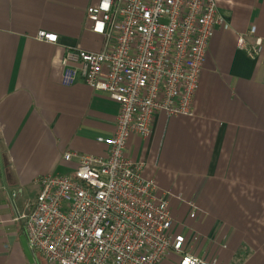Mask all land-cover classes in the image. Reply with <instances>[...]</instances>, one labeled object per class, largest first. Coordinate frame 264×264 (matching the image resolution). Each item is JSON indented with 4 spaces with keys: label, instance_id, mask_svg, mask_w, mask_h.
I'll list each match as a JSON object with an SVG mask.
<instances>
[{
    "label": "crops",
    "instance_id": "obj_1",
    "mask_svg": "<svg viewBox=\"0 0 264 264\" xmlns=\"http://www.w3.org/2000/svg\"><path fill=\"white\" fill-rule=\"evenodd\" d=\"M216 2L228 27L216 25L208 42L193 115L157 113L150 135L129 136L125 155L171 193L185 252L216 264H264V0ZM95 3L0 0V264H29L9 193L27 213L38 176L74 168L64 152L107 154L97 138L113 134L118 104L82 80L64 85L60 63L68 47L101 49L86 19ZM251 26L262 39L255 59L238 46ZM41 30L57 41L39 40Z\"/></svg>",
    "mask_w": 264,
    "mask_h": 264
},
{
    "label": "built area",
    "instance_id": "obj_2",
    "mask_svg": "<svg viewBox=\"0 0 264 264\" xmlns=\"http://www.w3.org/2000/svg\"><path fill=\"white\" fill-rule=\"evenodd\" d=\"M86 19L101 36V49L66 48L62 83L82 80L115 101V129L97 138L106 156L66 151L62 159L75 161L70 172L38 176L27 213L18 212L16 191L9 193L32 256L46 264H162L169 255L175 264H216L184 251V235L173 230L171 193L125 155L129 136L150 135L157 113L193 115L208 42L216 25L228 27L216 0H96ZM37 38L54 43L57 34L41 30ZM238 46L259 56L262 39L254 26ZM188 204L193 216L195 203Z\"/></svg>",
    "mask_w": 264,
    "mask_h": 264
},
{
    "label": "water",
    "instance_id": "obj_3",
    "mask_svg": "<svg viewBox=\"0 0 264 264\" xmlns=\"http://www.w3.org/2000/svg\"><path fill=\"white\" fill-rule=\"evenodd\" d=\"M20 241H21V245H22V249H23V252H24V255L28 261L29 264H35V261H34V258L27 246V243H26V238L25 236H21L20 237Z\"/></svg>",
    "mask_w": 264,
    "mask_h": 264
},
{
    "label": "rangeland",
    "instance_id": "obj_4",
    "mask_svg": "<svg viewBox=\"0 0 264 264\" xmlns=\"http://www.w3.org/2000/svg\"><path fill=\"white\" fill-rule=\"evenodd\" d=\"M35 264H46L45 261L40 256H34ZM167 264H175V259L170 255L165 260Z\"/></svg>",
    "mask_w": 264,
    "mask_h": 264
}]
</instances>
